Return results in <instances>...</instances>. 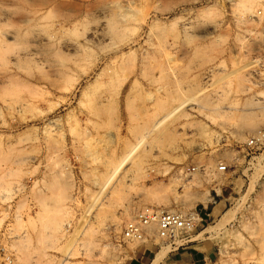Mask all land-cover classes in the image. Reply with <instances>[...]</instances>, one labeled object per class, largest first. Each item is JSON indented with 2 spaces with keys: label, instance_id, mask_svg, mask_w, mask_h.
<instances>
[{
  "label": "rangeland",
  "instance_id": "obj_1",
  "mask_svg": "<svg viewBox=\"0 0 264 264\" xmlns=\"http://www.w3.org/2000/svg\"><path fill=\"white\" fill-rule=\"evenodd\" d=\"M259 130L264 0H0V264H174L121 237L149 207L200 214L201 264H264Z\"/></svg>",
  "mask_w": 264,
  "mask_h": 264
},
{
  "label": "built area",
  "instance_id": "obj_2",
  "mask_svg": "<svg viewBox=\"0 0 264 264\" xmlns=\"http://www.w3.org/2000/svg\"><path fill=\"white\" fill-rule=\"evenodd\" d=\"M246 145L250 150L255 147L264 148V130H259L250 137ZM190 170L195 171V168L192 167ZM217 170L226 173L228 167L219 164ZM201 222L202 218L198 212L149 207L134 213L131 220L124 225L121 237L130 242L141 243H147L153 238H157L164 247L170 248L169 254H171L197 242L195 231ZM5 260L9 262V258H5Z\"/></svg>",
  "mask_w": 264,
  "mask_h": 264
},
{
  "label": "crops",
  "instance_id": "obj_3",
  "mask_svg": "<svg viewBox=\"0 0 264 264\" xmlns=\"http://www.w3.org/2000/svg\"><path fill=\"white\" fill-rule=\"evenodd\" d=\"M205 250H201L200 242L191 244L183 249L169 254V259L174 264H201L206 261ZM130 264H141L135 260Z\"/></svg>",
  "mask_w": 264,
  "mask_h": 264
},
{
  "label": "bare ground",
  "instance_id": "obj_4",
  "mask_svg": "<svg viewBox=\"0 0 264 264\" xmlns=\"http://www.w3.org/2000/svg\"><path fill=\"white\" fill-rule=\"evenodd\" d=\"M44 3V2H43ZM45 4V3H44ZM42 6V5H41ZM88 7V6H87ZM94 9H96V8H94ZM104 9H106V8H104ZM103 9V10H104ZM91 10V9H90ZM102 10V9H101ZM108 11H109V9H107ZM79 11V10H78ZM98 11V10H97ZM40 12H41V8H38V10H35V11H33V14L32 13H28L29 15H26L22 20L23 21H25V22H28L29 20H31V19H35L36 18V16H39L40 15ZM99 12H100V10H99ZM102 12H104V13H106L107 11H102ZM111 12V11H110ZM108 13V12H107ZM32 14V15H31ZM77 14V13H76ZM109 14H111V13H109ZM108 14V15H109ZM24 15H25V13H24ZM24 15H22V17L24 16ZM105 15V14H104ZM112 15V14H111ZM21 17V18H22ZM99 18V17H98ZM102 18H104L103 16H102ZM105 18H107V17H105ZM112 18V17H111ZM22 21V22H23ZM113 23V22H112ZM113 32V31H112ZM89 34H90V37L91 38H94V39H100V38H104V37H106V36H109V34H108V21L107 20H101V21H98V23H96V26H94L92 29H91V31L89 32ZM16 35H17V33L16 32H14V31H10V32H8V34H7V38L8 39H10V40H15L16 38ZM37 42V41H36ZM117 229V227L115 226V230Z\"/></svg>",
  "mask_w": 264,
  "mask_h": 264
}]
</instances>
